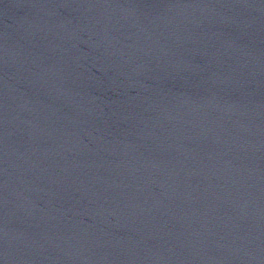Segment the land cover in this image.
<instances>
[{"label": "water", "instance_id": "1", "mask_svg": "<svg viewBox=\"0 0 264 264\" xmlns=\"http://www.w3.org/2000/svg\"><path fill=\"white\" fill-rule=\"evenodd\" d=\"M0 264H264V0H0Z\"/></svg>", "mask_w": 264, "mask_h": 264}]
</instances>
